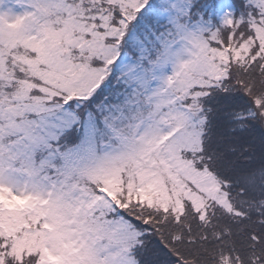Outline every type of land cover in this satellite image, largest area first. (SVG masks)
Wrapping results in <instances>:
<instances>
[{"label":"snow or ice","instance_id":"obj_1","mask_svg":"<svg viewBox=\"0 0 264 264\" xmlns=\"http://www.w3.org/2000/svg\"><path fill=\"white\" fill-rule=\"evenodd\" d=\"M261 97L264 0H0V264H264Z\"/></svg>","mask_w":264,"mask_h":264},{"label":"rangeland","instance_id":"obj_2","mask_svg":"<svg viewBox=\"0 0 264 264\" xmlns=\"http://www.w3.org/2000/svg\"><path fill=\"white\" fill-rule=\"evenodd\" d=\"M261 99H264V97H261ZM115 187H117L115 184H113ZM142 199H144V200H148V202L150 203V202H152V196H149V195H147V194H142ZM3 201V200H2ZM14 206H20V207H24L23 205H22V201H19V200H17V201H15L14 202ZM215 249H212V251H214ZM211 251V250H210ZM49 259L51 260V257H49Z\"/></svg>","mask_w":264,"mask_h":264},{"label":"trees","instance_id":"obj_3","mask_svg":"<svg viewBox=\"0 0 264 264\" xmlns=\"http://www.w3.org/2000/svg\"><path fill=\"white\" fill-rule=\"evenodd\" d=\"M221 182H222V181H221ZM247 227H252V225L249 224V225H247ZM225 250L227 251V248H226ZM212 252H215V250L212 251V249H211V251H209V254H211ZM188 264H191V262L189 261ZM204 264H210V261L205 260V261H204ZM223 264H229V261H228L227 256L224 257Z\"/></svg>","mask_w":264,"mask_h":264}]
</instances>
